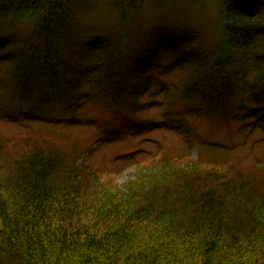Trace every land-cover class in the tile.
Wrapping results in <instances>:
<instances>
[{"label":"trees","instance_id":"1","mask_svg":"<svg viewBox=\"0 0 264 264\" xmlns=\"http://www.w3.org/2000/svg\"><path fill=\"white\" fill-rule=\"evenodd\" d=\"M198 1L209 29L143 35L145 0H110L111 29L88 34L87 0H0V121L19 128L0 138V264H264V0ZM87 106L104 114L93 143L74 134ZM205 122L262 135L248 155L135 164L121 186L88 162L150 129L191 143Z\"/></svg>","mask_w":264,"mask_h":264},{"label":"rangeland","instance_id":"2","mask_svg":"<svg viewBox=\"0 0 264 264\" xmlns=\"http://www.w3.org/2000/svg\"><path fill=\"white\" fill-rule=\"evenodd\" d=\"M87 1L88 3L83 5V7L86 6L85 12L79 15L80 10H78L74 18L77 32L88 31L86 32L88 34L90 30H97L103 33L105 29L108 32L111 29V24L109 22L106 24L103 11L106 10L110 0ZM196 2L199 1L145 0L143 18L136 26H138V29H143L140 31L143 35L145 28L151 27H156L160 31L163 30V27L169 28V31L176 30L188 33L205 31L213 25L217 10L214 5L209 4V1H207L205 9H200ZM102 4H104L102 9L96 7V5L100 6ZM136 33L133 35L137 38L139 32L137 35ZM78 113V117L83 121H78L81 126H77L74 130L75 136L89 143L98 141L100 134L93 122H100L104 118L102 110L96 106H87ZM159 117L158 110L150 109L145 114L139 115L138 119L149 122L152 120L158 121ZM63 121L64 119H59V122ZM254 122L255 124L259 123L258 119ZM90 123L95 126H90ZM18 129L16 126L0 121V138L12 139ZM261 135L260 132H254L250 137H243L245 135L239 134L235 125L223 128L205 122L196 126L195 136L192 142L188 143L179 134L172 133L167 129H150L141 135L127 136L124 139L102 145L98 151L89 156L88 162L100 172V175L114 177L117 185L121 186L127 181L133 180L135 164L140 166L143 162L144 165L151 161L156 162L163 154L171 158L185 157L186 160H195L198 154L201 153L206 156L227 154L226 157L248 155L252 143L258 141ZM4 149L9 150L10 147ZM260 151H262L260 147L254 149L256 154ZM130 158H133V160H130ZM250 164L251 162L248 160L246 163L241 164L242 167L246 168H240L239 170L241 172H243V169L244 172L248 171L251 169ZM259 165L261 166L260 162ZM253 184L255 186L256 183L253 182Z\"/></svg>","mask_w":264,"mask_h":264}]
</instances>
